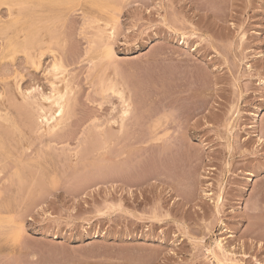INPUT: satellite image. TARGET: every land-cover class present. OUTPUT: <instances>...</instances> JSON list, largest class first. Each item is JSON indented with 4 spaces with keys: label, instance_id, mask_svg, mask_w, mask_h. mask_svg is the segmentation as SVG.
<instances>
[{
    "label": "rangeland",
    "instance_id": "1",
    "mask_svg": "<svg viewBox=\"0 0 264 264\" xmlns=\"http://www.w3.org/2000/svg\"><path fill=\"white\" fill-rule=\"evenodd\" d=\"M0 48V264H264V0H0Z\"/></svg>",
    "mask_w": 264,
    "mask_h": 264
},
{
    "label": "bare ground",
    "instance_id": "2",
    "mask_svg": "<svg viewBox=\"0 0 264 264\" xmlns=\"http://www.w3.org/2000/svg\"><path fill=\"white\" fill-rule=\"evenodd\" d=\"M42 1V0H41ZM36 3V2H35ZM91 3V2H90ZM20 5V4H19ZM19 5L17 6V4H16V6H17V8H20L19 7ZM23 6H25V4H23ZM22 6V7H23ZM5 7V6H4ZM11 7V6H10ZM9 7V8H10ZM37 7V6H36ZM8 8V7H7ZM24 8V7H23ZM75 8V7H74ZM116 8V7H115ZM5 9V8H4ZM104 9V8H103ZM116 9H118V11L120 10L119 8H116ZM118 11L117 12H114V13H118ZM70 12V11H69ZM72 12V11H71ZM4 13V10H3V12H2V14ZM9 13V12H8ZM7 13V14H8ZM10 13H12V11L10 12ZM69 15H70V13H69ZM68 15V16H69ZM90 15V14H89ZM9 16V15H8ZM118 16V15H117ZM117 16H116V18H117ZM5 17V16H4ZM70 17V16H69ZM72 17V16H71ZM84 17V16H83ZM113 17H114V15H113ZM95 18V17H94ZM67 19V18H66ZM114 20H115V18H113ZM112 19V20H113ZM69 20H70V18H69ZM93 20V19H92ZM97 20V19H96ZM114 20H113V23H114ZM117 20H118V18H117ZM44 21H46V20H44ZM44 21H42V22H44ZM42 22H40V23H42ZM81 23V22H80ZM106 25V24H105ZM111 25H114V24H111ZM65 26H67V25H65ZM84 26V25H83ZM96 26V25H95ZM36 27V26H35ZM114 27V26H113ZM67 28V27H66ZM98 28V27H97ZM90 30H92V29H90ZM80 31H82V30H80ZM89 31V30H88ZM42 32V31H41ZM90 32V31H89ZM110 32V34H109V38L110 39H114V36H115V32H114V30L112 31H109ZM109 32H107V33H109ZM96 33V32H95ZM99 33V32H98ZM24 34V33H23ZM22 34V35H23ZM67 34V33H66ZM65 34V35H66ZM55 35H57V34H55ZM101 35V34H100ZM84 36V35H83ZM88 36V35H87ZM3 37V36H2ZM21 37V36H20ZM58 37V36H57ZM60 37H62V36H60ZM108 38V37H107ZM62 40H63V38H61ZM98 39H100V38H98ZM61 41V40H60ZM109 42H110V40H109ZM50 44V43H49ZM113 44V43H112ZM46 46V45H45ZM47 47V46H46ZM50 47H51V45H50ZM54 47V46H53ZM64 47V46H63ZM1 49V48H0ZM50 49H52V48H50ZM55 50H56V48H54ZM58 49V48H57ZM105 50H106V53L108 54V55H110V54H113V46L111 47V45H107V48H105ZM59 51V50H58ZM53 52V51H52ZM40 53V52H39ZM53 53H55V52H53ZM52 53V54H53ZM59 53H61V52H59ZM57 54V53H56ZM56 54H53V57L55 58V60L56 59H58V58H56V56H54V55H56ZM63 54V53H62ZM86 54V53H85ZM91 54V53H90ZM89 54V55H90ZM38 55V54H37ZM42 56V55H41ZM40 56V57H41ZM62 56V55H61ZM88 56V55H87ZM113 56V55H112ZM12 57V56H11ZM26 57V56H25ZM110 57H111V55H110ZM64 58V57H63ZM112 59L114 58V56L113 57H111ZM65 60V59H64ZM26 61V60H25ZM59 61L61 62L62 60H60V56H59V60H57V62L56 61H54V63L53 62H51V64L53 63L54 65H53V68L55 69V71H57L58 70V75L60 76V74L62 73V75H65V74H63L65 71H64V69H66L65 67H64V65H65V63L64 64H62V62L61 63H59ZM19 62V61H18ZM32 62H33V60H32ZM13 64V63H12ZM33 64V63H32ZM33 65H35V64H33ZM37 65V64H36ZM3 66V65H2ZM39 66V65H38ZM8 68V67H7ZM6 70V69H5ZM9 70V69H8ZM11 70V69H10ZM50 70V69H49ZM60 71V72H59ZM1 72H3V73H5L4 72V69H3V71H1ZM7 73L9 72V71H6ZM22 72V71H21ZM46 72V71H45ZM60 73V74H59ZM90 73V72H89ZM13 74H14V72H13ZM16 74V73H15ZM45 74V73H44ZM3 75V74H2ZM55 76L57 75L56 73L54 74ZM62 75L60 76V78L58 79V81H52V80H50V78H49V80L50 81H52V82H50L49 84H50V86H51V93H49V95H45V94H41L42 96H41V100H44V101H47V102H49V107L46 109V108H44V107H41V109H40V117H44L45 118V123H46V125L45 126H47V128H45L46 129V131H47V133H49L50 131H53V130H55L57 127H59V126H61V125H63L64 123H66V121L69 119V116H70V109H69V101H70V99H71V96H72V92H74V88L72 87V85H70L69 84V82H68V80L64 77V78H62ZM66 75H68V74H66ZM109 76H110V74H108ZM107 75V76H108ZM8 76V75H7ZM6 76V77H7ZM12 76V75H11ZM18 76H19V78H20V75L18 74ZM46 76V75H45ZM3 77V76H2ZM46 77H48V76H46ZM16 78V77H15ZM14 78V79H15ZM18 78V77H17ZM109 79V78H108ZM107 79V80H108ZM11 80V79H10ZM46 80V79H45ZM71 81V80H70ZM78 81V80H77ZM119 81V80H118ZM21 82V81H20ZM75 82V81H74ZM91 82V81H90ZM120 82V81H119ZM116 83V82H114L113 84H112V87H111V90H113V92L112 93H114V94H116V96H118L119 97V99H120V101H121V108L119 109V112H118V115H116L113 119H112V122L115 124H118V126L116 127L117 128V130L119 131V133L120 134H124L125 133V129L127 128V126H128V121H130V119H131V117H132V115H133V112H134V106H133V103H132V101L133 100H131V97L125 92L126 91V89L124 88H122V84L121 83ZM60 83H63L62 85L60 84ZM77 83V82H76ZM95 83V82H94ZM109 84V83H108ZM12 85H13V83H12ZM74 85V84H73ZM91 85V84H90ZM7 87V86H6ZM18 87H19V85H18ZM18 87H16V88H18ZM99 87H100V85H99ZM20 88V87H19ZM36 88V87H35ZM101 88V87H100ZM100 88H98V89H100ZM34 88H31V90H33ZM49 89V88H48ZM6 90V89H5ZM29 91V92H27V94L25 93V97L26 98H28V100H30L31 101V94H32V92L33 91ZM38 90V88H36V91ZM39 90H41V88H39ZM9 91V90H8ZM34 91H35V89H34ZM49 91V92H50ZM100 91V90H99ZM129 91V90H128ZM7 92V91H6ZM24 92V91H23ZM3 93V92H2ZM8 93V92H7ZM36 93V92H35ZM34 93V94H35ZM105 93H106V90H105ZM111 93V94H112ZM40 94V93H39ZM128 95V96H126V95ZM5 95H7V94H5ZM33 95V94H32ZM36 96V95H35ZM106 96H108V95H106ZM26 98H24V99H26ZM32 98H34V97H32ZM74 98V97H73ZM106 98V97H105ZM6 99V98H5ZM38 99V98H37ZM9 100V99H8ZM20 100V99H19ZM30 101L28 102V103H30ZM37 102V101H36ZM72 102V101H71ZM73 102H74V100H73ZM72 102V103H73ZM33 103V102H32ZM99 103V102H98ZM31 104V103H30ZM46 104V103H45ZM76 104V103H75ZM100 104V103H99ZM108 104H109V102H108ZM110 104H111V102H110ZM116 104V103H115ZM73 105H74V103H73ZM101 105V104H100ZM36 106V105H35ZM102 106V105H101ZM100 106V107H101ZM119 106V105H118ZM136 106V105H135ZM30 107V106H29ZM115 107V106H114ZM138 107V106H137ZM20 108V107H19ZM73 108V107H72ZM114 109V108H113ZM116 109V108H115ZM114 109V110H115ZM118 110V109H117ZM137 110H138V108H137ZM16 111V110H15ZM31 111V110H30ZM74 112V111H73ZM72 112V113H73ZM37 113V112H36ZM117 114V113H116ZM112 115V114H111ZM137 116V115H136ZM32 117H33V115H32ZM107 117H108V115H107ZM163 117V116H162ZM37 118H38V116H37ZM112 118V117H111ZM166 118V117H165ZM43 119V118H42ZM96 119V118H95ZM153 119V118H152ZM164 119V118H163ZM166 120V119H165ZM91 121H93L94 122V119L93 120H91ZM96 122V121H95ZM98 122V121H97ZM153 122V121H152ZM162 121H161V119L159 118V119H157L156 121H155V123H154V128L155 129H157L158 130V128L160 127V126H162V123H161ZM166 122V121H165ZM101 123V122H100ZM132 123V122H131ZM163 125H165V124H163ZM99 126V125H98ZM106 126H107V124H106ZM99 127H101V126H99ZM151 127V126H150ZM110 129H113L112 127L110 128ZM115 129V128H114ZM162 129V128H161ZM160 129V132L162 131ZM164 129V128H163ZM107 131V130H106ZM116 131V130H115ZM150 131V130H149ZM165 131V130H164ZM112 132H114V131H112ZM230 132V131H229ZM118 133V134H119ZM159 133V132H158ZM107 134H108V132H107ZM114 134H115V132H114ZM12 135H13V133H12ZM18 135V134H17ZM151 135V134H150ZM149 135V136H150ZM153 135V134H152ZM156 135H157V133H156ZM115 136V135H114ZM167 136V135H166ZM162 138V135H160L159 134V136H157L155 139H156V141L155 142H158L157 140H159L160 141V139ZM169 147V146H168ZM124 155V154H123ZM121 160V159H120ZM128 160V159H127ZM122 161V160H121ZM121 164H122V162H121ZM122 167V166H121ZM122 169V168H121ZM16 181V180H15ZM221 192V191H220ZM219 198H220V195L218 196ZM218 198V199H219ZM131 213V212H130ZM10 214V213H9ZM12 218V217H11ZM16 225V224H15ZM14 230V229H13ZM18 231H20V230H18ZM217 246L219 247V249L220 248H222L223 246H222V243L219 241V242H217ZM231 247V246H230ZM228 249V248H227ZM209 250H211L210 248H209ZM208 250V251H209ZM226 250V249H225ZM225 250H224V252H225ZM233 251V250H232ZM210 252V251H209ZM211 252H213V251H211ZM224 254V253H223ZM229 254V253H228ZM225 256H226V254H225Z\"/></svg>",
    "mask_w": 264,
    "mask_h": 264
}]
</instances>
